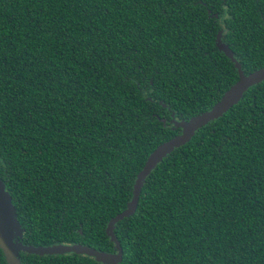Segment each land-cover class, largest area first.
<instances>
[{
  "label": "trees",
  "instance_id": "16d2710c",
  "mask_svg": "<svg viewBox=\"0 0 264 264\" xmlns=\"http://www.w3.org/2000/svg\"><path fill=\"white\" fill-rule=\"evenodd\" d=\"M218 31L245 73L264 66V0H0V176L22 242L114 252L107 222L180 131L172 113L238 79ZM114 232L118 264H264V80L157 164Z\"/></svg>",
  "mask_w": 264,
  "mask_h": 264
},
{
  "label": "water",
  "instance_id": "95a60500",
  "mask_svg": "<svg viewBox=\"0 0 264 264\" xmlns=\"http://www.w3.org/2000/svg\"><path fill=\"white\" fill-rule=\"evenodd\" d=\"M216 44L220 51L233 62L238 73V79L226 89L221 97L209 109H206L189 119H176L172 113L171 122L180 131L171 138L160 143L150 152L141 170L137 173L132 185V195L125 209L114 215L107 222L105 232L114 243V252L99 250L82 243H53L34 245L22 242L23 228L16 215L12 197L0 176V250L6 264H23L20 252L29 254H65L74 252L93 257L104 264H118L122 260L123 250L114 232L115 224L134 213L137 208L142 185L147 175L175 148L188 142L195 132L208 122L222 116L230 107L238 103L244 93L253 85L264 80V66L245 73L241 63L235 58L227 43L222 41V33L218 31ZM165 121V119H162Z\"/></svg>",
  "mask_w": 264,
  "mask_h": 264
}]
</instances>
